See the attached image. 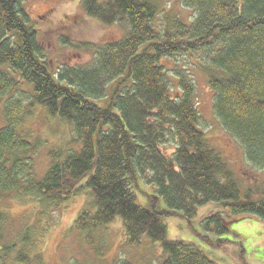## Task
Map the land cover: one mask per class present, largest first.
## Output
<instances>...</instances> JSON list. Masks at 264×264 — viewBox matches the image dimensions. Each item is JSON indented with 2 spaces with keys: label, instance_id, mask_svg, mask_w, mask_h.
<instances>
[{
  "label": "trees",
  "instance_id": "trees-1",
  "mask_svg": "<svg viewBox=\"0 0 264 264\" xmlns=\"http://www.w3.org/2000/svg\"><path fill=\"white\" fill-rule=\"evenodd\" d=\"M177 1L192 15L161 24L162 0H80L87 16L120 26L124 35L85 44L93 50L87 66L53 69L26 1L0 0V100L8 97L0 201L25 192L60 205L84 191L90 204L74 229L89 236L119 220L128 245L149 241L161 249L159 264H219L196 245L169 237L165 219L178 213L192 223L202 207L218 203L201 222L218 235L244 218L264 221V186L244 185L211 145L191 71L179 67L171 78L165 64L203 55L216 117L250 166L264 171V0ZM23 86L31 88V105L73 130L70 149L52 151L39 179L31 156L38 145L21 129L25 106L10 97ZM6 221L0 210V234ZM28 258L21 250L16 256ZM0 264H10L9 256L0 254Z\"/></svg>",
  "mask_w": 264,
  "mask_h": 264
},
{
  "label": "rangeland",
  "instance_id": "rangeland-1",
  "mask_svg": "<svg viewBox=\"0 0 264 264\" xmlns=\"http://www.w3.org/2000/svg\"><path fill=\"white\" fill-rule=\"evenodd\" d=\"M25 1L43 42L46 58L53 69L63 64L87 66L93 60V50L86 49L85 44L101 46L119 41L124 35L120 26H106L87 16L80 0ZM162 9L164 12L159 19L161 24L179 13L186 18L193 13L177 0H162ZM202 59V54L198 59L180 56L165 61V64L171 69V78L179 67L191 71V78L197 88L201 128L206 132L211 145L244 185L264 186V171L250 166L242 146L226 132L214 113V92L202 69L207 61ZM3 67L7 68L6 65ZM174 81L177 83L176 79ZM14 96L20 98L25 106L21 129L38 145L31 156L34 177L39 179L52 161V151L70 149L73 130L67 123L50 116L44 108L31 105L30 87L23 86L16 94L10 95ZM7 98L6 96L0 100V128L5 125ZM162 150L167 155L173 152L172 147ZM89 204L90 197L84 191L60 205L50 204L25 192L6 195L0 201V210L7 217L0 234V247L5 244L10 246L11 253L0 251V254L8 255L10 264H119L122 261L130 264L160 263L161 249L149 241L136 246L126 243L124 227L119 220L92 231L89 236L88 233L74 229L76 217ZM218 205L210 203L202 207L192 223L181 213L166 218L169 237L196 245L219 264H264L263 220L244 218L232 223L229 232L220 235L208 234L203 230L202 220L217 211ZM20 250L29 256L28 262L16 260Z\"/></svg>",
  "mask_w": 264,
  "mask_h": 264
}]
</instances>
